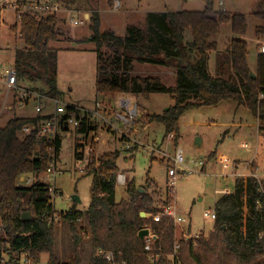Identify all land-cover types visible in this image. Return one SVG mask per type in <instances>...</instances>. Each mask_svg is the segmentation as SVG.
Returning <instances> with one entry per match:
<instances>
[{"label": "trees", "instance_id": "obj_1", "mask_svg": "<svg viewBox=\"0 0 264 264\" xmlns=\"http://www.w3.org/2000/svg\"><path fill=\"white\" fill-rule=\"evenodd\" d=\"M202 12L150 13L143 26L130 25L124 37L112 30H100L98 13L91 16L93 34L84 40L96 44L98 94L115 96L130 94L149 99L154 94L170 95L175 105L162 115L148 118L164 127L165 137L174 133L179 139V122L184 113L195 107L219 106L233 101L248 108L258 121L264 135V54L258 55V69L252 76L248 65L247 17L241 13L221 11L217 0H202ZM114 0H108L112 7ZM263 25L256 28L258 36H264V11L256 13ZM57 18L23 21V50L15 53L14 66L21 82H43L48 95L58 94L59 50L50 47L64 35ZM223 25H229L236 36L228 49L216 58V76L209 72L210 54L216 50L215 38ZM189 31L192 41L186 43ZM107 47L112 55L106 60L102 49ZM164 65L175 70L176 83L167 86L158 76L133 74L134 65ZM38 90V89H37ZM43 91V90H41ZM43 117L11 119L0 129V219L5 238L0 248L19 242L27 244L31 239L36 256H54V210L48 185L35 183L20 187L17 179L23 174L40 175L48 167L44 145L32 137H23L22 128ZM59 155L62 140L57 143ZM138 146L132 151L135 152ZM77 151V150H76ZM77 156V153H76ZM121 158L115 151L105 152L96 164L89 165L86 176H92L91 203L87 212L90 227L93 264H103L94 258L96 251H113L127 264H264V180L253 175L236 178L232 193L224 194L215 204L216 219L209 235H201L194 244L180 240L176 246V226L169 217L160 221L149 218L163 213V204H156L157 189L152 193L141 191L135 178L126 185L127 199L117 202V176ZM122 159V160H121ZM255 173V165L249 167ZM149 185L153 181L147 180ZM30 212L32 220L22 221V215ZM142 213L146 217H142ZM82 214L72 209L63 214L70 224L74 264L80 263L79 245L83 239L76 224ZM158 237L157 261L144 250L145 242L139 232L148 228ZM22 237L18 239V235Z\"/></svg>", "mask_w": 264, "mask_h": 264}, {"label": "rangeland", "instance_id": "obj_2", "mask_svg": "<svg viewBox=\"0 0 264 264\" xmlns=\"http://www.w3.org/2000/svg\"><path fill=\"white\" fill-rule=\"evenodd\" d=\"M67 1L76 9L87 10L91 15L98 13L101 32L112 30L121 37L126 35L128 26H143L150 13L202 12L205 9L202 0H121L122 8L115 12L112 11L108 0ZM221 1L223 6H220ZM216 8L246 15L248 29L244 40L248 43L247 61L252 73L256 74L257 48L264 44V36L256 34V28L263 25L262 19L256 16V13L264 11V0H217ZM4 21L5 24L0 23V44L4 49L5 63L14 64L16 51L23 50L25 43L11 30L13 16L5 15ZM90 26L91 19L85 26L79 27L60 23L59 28L64 35L58 42L50 43V47L59 50L57 95L63 102L80 107H91L97 94L96 44L84 41L93 34ZM226 27L230 26H222L220 40L227 34ZM102 53L105 60L112 55L107 47L102 49ZM208 66L210 74L215 77L216 53L210 55ZM134 71L135 75L158 76L167 86H174L176 83L175 70L164 65L135 63ZM22 84L43 92L49 91L43 82ZM132 97L140 105L139 124L134 128L133 135L145 144L153 146L154 150L151 154H146L140 148L123 155L129 156V161L127 163L122 159L120 161V173L126 176V184L125 186L117 184V202L127 199L126 185L130 179L135 178L139 189L149 193L157 189L158 195L155 198L157 205H162L165 201L170 202L175 206L178 216L185 219V222L179 224L174 222L176 246L180 240H185V236L209 235L215 220L206 218L204 214L214 211L216 202L225 192H233L236 178L253 175L259 180H264V135L259 129L257 119L248 108L233 101L223 102L219 106L195 107L181 117L179 139L167 141L164 127L155 121L150 122L148 118L162 115L165 109L173 107L175 102L171 96L154 94L149 99ZM35 106L36 102L32 100L23 109L14 108L12 103L4 107V93L0 90V112L4 110V113L0 114V129L13 118L35 117ZM79 138V134L72 127L62 134L59 171L51 184L57 190L53 200L57 216L54 256L58 262H74L70 224L63 219V214L74 209L83 215L76 224L83 237L79 245V264H88L93 257L87 216L93 178L81 171L86 164L76 156ZM198 139L201 141L200 146L196 145ZM99 140L96 148L100 155L115 147V138H104L100 135ZM176 148L182 150L185 163L184 166H176L181 173L177 176L173 192H170L168 172L175 167L173 157ZM200 162L205 165L203 170L202 167L196 168ZM252 164L255 165L253 174L249 170ZM185 168L195 170V173L184 175L182 171ZM148 179L153 181L152 185L147 183ZM75 197H78L80 202L74 201ZM162 206L164 208V204ZM4 238L5 233L0 219V239ZM177 253L174 252L171 257ZM159 257L160 255H157L156 259ZM48 259L49 255L43 254V262Z\"/></svg>", "mask_w": 264, "mask_h": 264}, {"label": "built area", "instance_id": "obj_3", "mask_svg": "<svg viewBox=\"0 0 264 264\" xmlns=\"http://www.w3.org/2000/svg\"><path fill=\"white\" fill-rule=\"evenodd\" d=\"M223 6V2H220ZM122 8L121 0H114L112 11H119ZM5 15H12L14 23L11 30L14 31L20 38L22 36L23 21L27 18H32L37 21L48 18H57L60 23L67 24L71 27L85 26L91 18V13L87 10L76 9L67 0H0V23L5 24ZM0 44V90L4 93V107L12 103L14 108H25L32 100L36 102V116L43 117L37 121L25 125L22 128L21 135L23 137H32L36 143L43 144L47 153L48 167L43 174L32 175L23 174L17 179V184L20 187H31L35 183L48 185L51 195V203L57 194V190L52 186V180L55 179L59 171L60 155L58 152L57 143L62 139V134L69 131L72 127L80 138L77 145V158L84 161L86 166L81 171L85 172L86 168L91 164H96L100 155L96 145L100 142V135L104 138H115V147L108 151H115L121 154V158L125 153L133 151L137 146L140 150L147 154H151L153 146L140 141L133 135L134 128L139 124L140 105L130 94H116L115 96H107L98 94L94 104L91 107H80L78 105L63 102L59 95L50 96L47 92L32 89L22 84L19 79V73L14 64L5 63L4 49ZM261 53L264 54V46L261 47ZM264 95L261 94V99ZM12 108V107H10ZM4 113L2 109L0 114ZM175 134L168 135L167 141H174ZM99 144V143H98ZM157 148V147H156ZM107 151V152H108ZM174 168L168 172L170 179L171 191L176 185L178 174L181 172L176 169V166H184L185 159L181 149L176 148L173 157ZM196 165V164H195ZM197 169L202 167L204 163L197 164ZM195 173V170L185 168L182 174L186 175ZM117 184H126V176L119 173L117 176ZM55 185V184H54ZM227 194V192H225ZM224 193V194H225ZM53 195V196H52ZM53 210L55 213L54 205ZM169 217L170 220L179 224L185 222V219L178 216L175 206L167 202L164 205L163 213L160 215H150L149 218L155 221H160L162 216ZM206 218L215 220L216 214L206 212ZM81 220V219H80ZM53 221L57 222V216L54 215ZM149 229V228H148ZM152 231L150 235L145 237L144 250L152 260L157 261V252L160 248L157 247L158 237L155 239ZM18 239L22 237L20 234ZM199 236H185L188 242L196 240ZM31 239L29 243L11 245L6 244L0 248V264H54L50 258L43 262V254L39 257L32 250ZM179 250V245L176 246L175 252ZM93 258V257H92ZM94 258L103 262V264H127L120 260L118 255L113 251L98 250ZM57 264H74L58 262ZM88 264H93L91 259Z\"/></svg>", "mask_w": 264, "mask_h": 264}, {"label": "crops", "instance_id": "obj_4", "mask_svg": "<svg viewBox=\"0 0 264 264\" xmlns=\"http://www.w3.org/2000/svg\"><path fill=\"white\" fill-rule=\"evenodd\" d=\"M223 11H225V10H223ZM160 13H164V12H160ZM227 29V34L226 35H224V37L223 38H221V40H220V37H221V31H220V33L218 34V36L215 38V43H216V50L215 51H213L214 53H216V58H217V55L218 54H221V53H224L227 49H228V47H229V43L231 42V40H233V39H235L236 38V36L232 33V31H231V29H230V27H226ZM221 30H222V28H221ZM185 37H186V43H188V42H191L192 41V35H191V33L189 32V31H187L186 33H185ZM221 41V42H220ZM261 44V43H260ZM259 44V45H260ZM262 46H264V44L262 45ZM261 46V47H262ZM261 47L259 48H257V57H258V55L259 54H261ZM212 52V53H213ZM211 53V54H212ZM210 54V55H211ZM133 73H135V71H133ZM97 96H98V92H97V94H96V98H97ZM36 116V115H35ZM180 141V140H179ZM179 143V142H178ZM205 168V167H204ZM258 169H259V167H258Z\"/></svg>", "mask_w": 264, "mask_h": 264}, {"label": "water", "instance_id": "obj_5", "mask_svg": "<svg viewBox=\"0 0 264 264\" xmlns=\"http://www.w3.org/2000/svg\"><path fill=\"white\" fill-rule=\"evenodd\" d=\"M252 76L253 77H256L254 73H252ZM169 109V108H168ZM168 109H165V111H167ZM196 145L197 146H200L201 145V141L198 139L197 142H196ZM141 191H144L143 189H140ZM74 201H77V202H80L79 198L75 197L73 198ZM142 217L145 218L146 217V214L145 213H142ZM32 220V215L30 212H26L22 215V221H25V222H28V221H31ZM150 235V229L148 228H145L143 230H141L139 232V238L144 241L145 237L149 236ZM154 238L156 239L157 237L154 236Z\"/></svg>", "mask_w": 264, "mask_h": 264}]
</instances>
